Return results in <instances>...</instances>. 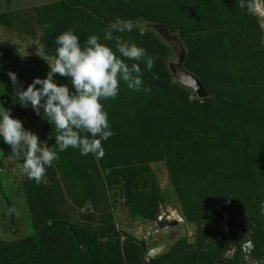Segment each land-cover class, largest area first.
I'll return each mask as SVG.
<instances>
[{
    "label": "rangeland",
    "instance_id": "rangeland-1",
    "mask_svg": "<svg viewBox=\"0 0 264 264\" xmlns=\"http://www.w3.org/2000/svg\"><path fill=\"white\" fill-rule=\"evenodd\" d=\"M167 1L159 8V18H164V14L169 16L172 10L179 12L184 8L181 0ZM57 3L58 9L54 6ZM209 3L208 9L205 6L209 10L205 14L197 13V10L189 14L190 10H185L180 19L187 22L185 30L199 38L194 55L201 73L211 81L206 88L207 97L216 107L223 105L224 109L234 112L235 109L226 102L228 100L239 107L235 117H231V114L228 116L231 117L232 129L245 127L251 134L253 146L250 150L258 151L257 155L261 158L257 159L264 167V55L255 61L249 58L254 43L245 45V42H241L237 48L230 45L236 33L229 39L226 28L232 30L234 26L244 24L240 17L243 12L237 10L239 7L225 8L221 0H211ZM246 5L241 8H247V18L251 16L253 24L262 29L264 46V0H246ZM69 7L65 0H0V14H7L3 18L0 16V103L49 148L57 147L55 125L47 121L43 109L38 115L31 106L19 104L15 97L16 86L7 73H16L23 88L33 78L46 76L49 71L46 61L56 51L53 44L55 39H49L48 32L61 28L58 21L63 22V31H67L74 30L71 28L73 23L87 19L82 14L79 16L77 10H69ZM96 10L101 13L99 8ZM7 19L8 22L4 23ZM139 21L145 26L144 35L141 36L136 30L116 35L144 47L149 55L156 58L151 72L144 64L140 65L144 71V85L150 86L151 92L145 94L143 91L129 90L121 83L117 98L102 101L115 133L104 142L105 156L102 159L97 160L92 155L82 156L78 149L72 148V157L70 154L65 156L64 152L59 153V159L47 169L52 179L45 178L41 184H37L23 174V161L12 153L8 144L0 140V253L7 249L15 251L23 248L27 258L21 259L22 263L19 264H47L50 254L57 252L60 253L58 259L52 264H97L96 255L89 249L93 244L100 243L102 253L107 256L103 264L112 258L114 260L110 264H141V257L144 264H160L154 263L153 259L170 249L176 253L175 259H169L167 264L171 261L172 264H264V233L260 237L254 231V228L264 231V175L262 189L252 198L240 196L241 193L232 187L228 192L222 190L226 195L233 191L234 199L231 200L236 208L232 212L236 213L238 220L234 221L232 215L229 216L231 220L225 216L217 221L213 217L215 212L209 211L208 217L204 212L205 206L215 208V205L204 203L206 198L203 201L199 198L198 202L190 199L187 205L180 200L168 172L167 161L157 158L162 145L154 142L151 148L141 152L143 159L129 161L130 166L128 159L123 158L129 141L126 136L132 132L130 128L151 120L138 113L146 107L149 96L151 100L154 97L152 101L162 108L153 122L159 125L170 122L168 126L178 123L176 115H181L179 107H184L186 103L190 107L196 99L190 89L172 78L168 67L173 56L171 48L164 54L161 48L156 51L150 46L153 38L160 43L165 42L152 26L164 23L148 22L144 18ZM111 22L114 21H104L100 31L90 28L92 31L88 36L96 34L102 37L103 30ZM179 31L176 29L172 34L178 36ZM86 39L80 38L81 42ZM106 43L115 47L114 41ZM126 62L131 64L133 61ZM163 72L168 74V80L161 75ZM153 73L158 79H153ZM58 77L61 76L56 74L54 79L58 81ZM61 79V83L68 84L71 89V81L67 77ZM132 103L133 108L130 107ZM136 112L138 119L132 120ZM188 121L193 123L190 118ZM84 160L86 164L76 171ZM202 182V186L205 185ZM180 187L183 192L199 188L191 184L189 177L182 179ZM13 208L15 211L10 212L9 209ZM184 210L189 212V216ZM191 210L194 212L191 213ZM53 220L58 221L63 234H53L55 229L50 235L46 234L45 226ZM75 230L91 233L92 237L82 239L81 242L86 243L78 242L75 246L78 252H71L72 245L67 246L68 238ZM231 231L234 232L233 241L228 240ZM55 238L57 244L53 246ZM135 247L140 248L142 253H138ZM208 252L218 261L207 262L211 258V255L207 256ZM131 255L133 260L130 259ZM5 258L0 255V264H4Z\"/></svg>",
    "mask_w": 264,
    "mask_h": 264
},
{
    "label": "trees",
    "instance_id": "trees-1",
    "mask_svg": "<svg viewBox=\"0 0 264 264\" xmlns=\"http://www.w3.org/2000/svg\"><path fill=\"white\" fill-rule=\"evenodd\" d=\"M65 1L70 5L69 10H77L79 12V16L82 14L85 18H87L83 21L78 20L77 23H73L71 25V28L74 29L73 31L78 34L80 38H87L88 33L92 31L90 28L100 31L103 27L104 21H115L117 18L136 20H143L144 18V20H147L148 22H163L166 24L171 33L176 32V29H180L178 36L183 41V44L186 48V58L183 65L186 70L192 72L201 80L205 88L209 87V83L211 81H209V78L201 73L199 69L200 64L196 63L194 55L196 44L199 43V38L193 32L185 30L184 26L187 25V22L183 19H180V15L182 11L184 12L185 10H190L189 14L196 10L197 13L201 12V14H205V12L209 11L207 10V7L211 5L209 3L211 0H181V2L183 1L181 4L184 6V8L179 9V12L177 9L174 11L172 10L169 16L164 14V18H159V8L168 3L169 1L167 0ZM221 2L225 8L236 6L240 8L237 10L243 12V15L240 17H242L244 24L241 23L238 25V27L233 25L235 29L232 30L229 27L226 28V33H228L227 35L229 36V39H231L236 33L235 39L230 42V45L236 46L237 48L240 46L241 42H245V45H251L254 43L250 48V53L252 54L249 56V58L255 61L256 58L264 55L262 29L256 25V23L253 24L251 16L247 18V14L249 12L247 8H244V10L241 8V6H247L246 0H221ZM59 3L54 4L56 9H58ZM192 5H194L195 8ZM205 6L207 9H205ZM95 8H99L101 13L97 12V10L95 11ZM6 15L7 14L5 13L0 14L2 18L6 17ZM246 20L248 22H246ZM3 22H8V19L4 20ZM58 22L60 23L61 28H55L56 30L52 29L49 31L47 36L49 39H55L57 33L63 32L64 25L62 26L61 24L63 22ZM58 22H56V24ZM231 25L232 24L229 26ZM93 32L96 31L93 30ZM206 41L207 40H205V42ZM208 42H210V40H208ZM210 43H207L206 45H209ZM53 44L56 47L55 41ZM150 46H152L156 51L158 50L157 48H161V52H164V54L167 49L170 50V46L166 42L160 43V41L156 40L155 38L150 40ZM200 63L203 65L204 62L201 61ZM161 75L166 77L168 80V74L166 72H163ZM61 78L62 77H58L59 83L63 81ZM173 86L175 88L176 84ZM154 99L155 98L153 97L152 100ZM152 100L149 96L147 98L146 107H143L142 111L138 112L147 119L150 117L152 121L148 119L147 123H140L139 126L134 125L130 128L132 132H129V135L126 136L129 141L126 144L127 151L124 152L122 156L123 158L128 159V166H130L129 161H136L138 158H142L141 152L145 151V149L151 148L154 142L157 145H162V151L158 152L159 155H157V158L167 161L168 172L172 182L176 187L178 196L180 195V200L187 205V202H190V199H192L194 202H198L199 198L202 201L206 198V201L204 202L206 205H215V208L213 209L206 208L205 206L204 212L207 217L210 215L209 211H211L212 213L215 212L213 217H215L217 221H221L225 216L229 218V216L233 215L234 221L237 222L238 216L234 211L232 212V209L234 210L236 208V206L232 205L231 200L234 199L232 198L233 191L232 194L228 193V195H226L222 192V190L228 192V190H230L232 187L234 190L237 189L238 193H241L240 196L242 195V197L246 198L248 195L252 198L253 194H256L262 189V177L264 175V167L262 162L260 159H257L261 158L259 155H257L258 151L250 150L251 146H253V138L250 136L251 134L245 130V127L241 128L239 126L238 128L232 129V124H230L229 119L231 117H235L236 114H238L237 111L239 107L233 104L231 100L226 101L235 109L233 112L224 109L223 105L221 107H216V105L213 104L207 96L203 98H196L192 103L193 105L190 107H188L187 103L184 105V107H179V111L182 116L176 115V120L178 123L168 126L170 122L163 125L153 122L156 119L155 115L160 114L162 108L160 107L159 103L157 104ZM130 107L133 108V103ZM179 108L177 107V109ZM243 111L244 110L241 112ZM138 113L136 112V114L132 117V120L138 119ZM194 113L196 114L194 115ZM229 114H231V117L228 118ZM189 118L193 121V123L188 121ZM150 121L152 124H150ZM234 145H236V147H234ZM71 150L72 148L69 147V149L64 152V155L68 156L70 154L72 157ZM74 150L72 151L74 152ZM68 159L70 160L71 158ZM86 162L87 161L79 164V167L77 166L76 171H80V169H82L81 165L86 164ZM187 177H189L191 184L197 185L200 188H198L199 191H197L198 189H191L183 192L180 184L182 179ZM46 178L52 179V174L48 171ZM202 180L205 184L203 186ZM243 190H246V192L244 193ZM224 210L225 212H223ZM184 212L186 213V216H189V212H187V210H184ZM190 212L193 213L194 211L191 210ZM218 213H220V215ZM57 224L58 221L53 220V222L47 227L45 226L46 234L50 235L54 229L55 230L53 234H58V232H61ZM254 231L260 237L264 233L263 230L256 228H254ZM90 235L91 233L79 232L75 230L74 234L70 235L68 238L69 242L67 246L72 245L71 250L69 251L78 252V249L75 246H77L78 242L80 243L82 239L92 237ZM228 235V240L233 241L234 232L231 231L228 233ZM131 239L133 240L132 236ZM56 241L57 238L54 239L53 246H56ZM81 243L84 244L86 242ZM22 250L24 249L22 248L21 250L19 249L15 251L8 249L5 251L3 250L0 255L3 258L6 257L4 264L22 263L20 260L27 258L26 254ZM89 250L96 255L97 264H103L107 256L105 257L104 253H102L101 244H93L92 249ZM135 250L138 253H142L140 248L135 247ZM136 251L134 253L138 257ZM164 253L166 254H160L157 259H153L150 254L147 255L153 259V261H155L154 263L160 264H167L168 261L175 259L176 253L173 252L172 249ZM58 254L60 253L57 252V254H50L47 264L54 263V261L58 259ZM79 255H82V253H79ZM210 255L211 258H208L209 260H207V262L218 261L217 258H213L212 254L208 252L207 256L210 257ZM130 259L133 260V255L130 256ZM142 259L144 258L141 257V264H144ZM204 259H206V256H204ZM113 260V258L110 259L107 264L112 263ZM172 263L173 261H171L169 264Z\"/></svg>",
    "mask_w": 264,
    "mask_h": 264
},
{
    "label": "clouds",
    "instance_id": "clouds-1",
    "mask_svg": "<svg viewBox=\"0 0 264 264\" xmlns=\"http://www.w3.org/2000/svg\"><path fill=\"white\" fill-rule=\"evenodd\" d=\"M134 30L144 35L143 22L117 18L105 27L102 37L93 34L81 42L80 36L68 29L55 36V55L46 61L49 71L44 78L35 77L23 88L16 73H7L16 86L15 97L19 104L31 106L38 115L43 109L47 121L55 125L57 132L54 136L57 147L51 149L0 103V140L23 161L22 172L29 180L37 184L43 182L47 169L59 159V153L69 147L78 149L82 156L102 159L104 142L115 134L102 101L117 98L121 83L129 90L151 92V87L144 85V71L140 65L144 64L151 72L156 58L144 47L116 35ZM108 41H114L115 47L106 43ZM56 74L67 77L71 89L68 84L55 80ZM153 79H158L155 73Z\"/></svg>",
    "mask_w": 264,
    "mask_h": 264
},
{
    "label": "water",
    "instance_id": "water-1",
    "mask_svg": "<svg viewBox=\"0 0 264 264\" xmlns=\"http://www.w3.org/2000/svg\"><path fill=\"white\" fill-rule=\"evenodd\" d=\"M152 26L173 51V56L168 64L173 80L190 89L195 98L206 97L208 93L201 80L192 72L186 70L183 65L186 58V49L180 38L176 34L170 33L164 24H153Z\"/></svg>",
    "mask_w": 264,
    "mask_h": 264
}]
</instances>
